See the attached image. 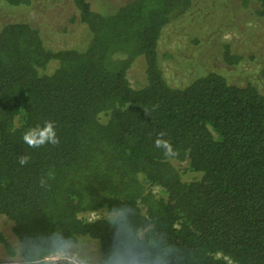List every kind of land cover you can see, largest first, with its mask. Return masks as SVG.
<instances>
[{"label":"trees","instance_id":"obj_1","mask_svg":"<svg viewBox=\"0 0 264 264\" xmlns=\"http://www.w3.org/2000/svg\"><path fill=\"white\" fill-rule=\"evenodd\" d=\"M196 1L101 12L74 0L86 34L57 49L29 21L0 22V216L14 238L0 234L3 264H71L48 257L81 237L97 243L92 264L122 253L139 264H264V93L212 69L182 86L164 76L162 30ZM241 2L264 22V0ZM140 56L144 83L133 87ZM242 57L223 50L229 63ZM46 121L59 143L28 147L23 134ZM161 132L176 157L155 147Z\"/></svg>","mask_w":264,"mask_h":264},{"label":"rangeland","instance_id":"obj_2","mask_svg":"<svg viewBox=\"0 0 264 264\" xmlns=\"http://www.w3.org/2000/svg\"><path fill=\"white\" fill-rule=\"evenodd\" d=\"M89 1L92 9L109 12L129 0ZM255 8L256 4L251 2L245 6L241 0H197L188 11L174 18L163 28L159 40V56L167 81L171 85L182 86L199 72L212 69L232 83L252 82L264 93V75L261 73L264 22L252 14ZM9 20L31 22L39 28L45 45L53 49L76 44L85 32L74 0H31L24 6H11L0 1V22ZM224 48L243 57L237 63H229L223 58ZM127 76L133 87L144 83V60L141 56L134 60ZM101 215L111 216V213L94 212L88 217ZM0 234L14 242L10 221L4 216H0ZM96 244L89 237H81L76 243L56 252L51 259H64L73 264V258L83 264H92L98 256ZM9 261L0 243V264Z\"/></svg>","mask_w":264,"mask_h":264},{"label":"clouds","instance_id":"obj_3","mask_svg":"<svg viewBox=\"0 0 264 264\" xmlns=\"http://www.w3.org/2000/svg\"><path fill=\"white\" fill-rule=\"evenodd\" d=\"M165 133L158 134L154 141L156 148L161 149L165 158H172L178 155V151L173 148L172 143L164 139ZM23 142L30 148H40L46 144H58L59 139L56 133L55 123L53 121H46L43 125H35L30 127L23 134ZM30 157L28 155H21L19 157L20 165H25L29 162ZM110 264H139L136 257L131 254H118L111 261Z\"/></svg>","mask_w":264,"mask_h":264},{"label":"built area","instance_id":"obj_4","mask_svg":"<svg viewBox=\"0 0 264 264\" xmlns=\"http://www.w3.org/2000/svg\"><path fill=\"white\" fill-rule=\"evenodd\" d=\"M53 256H54V254L50 255V256H49L50 259H51ZM49 257H48V259H49ZM71 261H72L73 264H83V263H81V262H79V261H77V260H74L73 258H72Z\"/></svg>","mask_w":264,"mask_h":264}]
</instances>
